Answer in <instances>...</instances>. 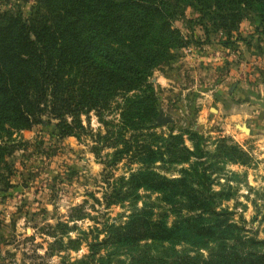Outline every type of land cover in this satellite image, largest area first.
<instances>
[{
    "label": "trees",
    "instance_id": "obj_1",
    "mask_svg": "<svg viewBox=\"0 0 264 264\" xmlns=\"http://www.w3.org/2000/svg\"><path fill=\"white\" fill-rule=\"evenodd\" d=\"M170 1L227 29L244 11L264 18V0H35L27 16L0 9V161L9 152L10 129L28 128L45 112L54 118L56 134L87 133L93 152L110 148L105 166L124 160L126 173H105L107 188L100 200L93 198L104 207L126 203L130 212L121 222H102L103 236L88 243L89 254L94 245L144 240V248L131 255L144 264H264V238L249 235L232 218L234 210L222 201L231 198L233 187L228 178L218 181L223 164H245L247 153L223 136L207 149L194 129L187 131L190 146L181 134L168 130L163 137L156 130L147 75L185 44L168 21L164 6ZM115 97L117 119L110 121L103 112ZM89 110L103 133L82 124L80 114ZM150 194L163 203L156 212ZM142 197L148 200L137 206ZM257 216L264 221V208ZM179 243L196 253L175 250Z\"/></svg>",
    "mask_w": 264,
    "mask_h": 264
},
{
    "label": "rangeland",
    "instance_id": "obj_2",
    "mask_svg": "<svg viewBox=\"0 0 264 264\" xmlns=\"http://www.w3.org/2000/svg\"><path fill=\"white\" fill-rule=\"evenodd\" d=\"M34 3L0 0V9L27 16ZM169 3L164 6L170 12L168 21L185 44L172 48L171 56L147 75L157 115L171 118L166 123L155 120L156 130L163 137L168 130L181 134L187 146L190 129L203 135L207 149H213L220 136L239 145L249 161L223 164L218 181L228 178L233 194L222 205L234 210L232 218L249 235L264 238V221L253 217L264 208L260 196L264 193V108L259 104L264 101V18L244 11L236 27L227 29L219 21L213 26L206 17L199 20L198 12L185 4ZM253 74L263 84L253 85ZM119 99L113 98L111 108L103 112L105 119L116 121ZM80 119L92 132L103 133L93 110L81 113ZM52 122L54 118L41 112L30 127L10 129L9 152L0 161V264H144L131 258L144 248V240L138 245H94L96 251L89 254L88 243L103 236L102 222H121L130 212L126 203L104 207L93 198L100 200L107 188L105 173L125 174L126 167L124 160L111 168L105 166L110 148L97 144L95 153L87 133L60 136ZM148 198L156 205L155 212L163 205L155 194ZM254 198L255 205L251 203ZM145 200L140 198L136 205ZM79 204L78 210L72 209ZM171 218L168 214L166 220ZM182 247L196 253L186 244L173 248ZM197 251L206 254L205 249Z\"/></svg>",
    "mask_w": 264,
    "mask_h": 264
},
{
    "label": "water",
    "instance_id": "obj_3",
    "mask_svg": "<svg viewBox=\"0 0 264 264\" xmlns=\"http://www.w3.org/2000/svg\"><path fill=\"white\" fill-rule=\"evenodd\" d=\"M259 104L264 108V101L263 100L262 101H259ZM170 120H171V118L168 117V116H161L160 114H158L156 116V122L157 123H166V122H168ZM239 128L242 129V130H244V131H247V128L245 126H242L241 125V126H239Z\"/></svg>",
    "mask_w": 264,
    "mask_h": 264
},
{
    "label": "crops",
    "instance_id": "obj_4",
    "mask_svg": "<svg viewBox=\"0 0 264 264\" xmlns=\"http://www.w3.org/2000/svg\"><path fill=\"white\" fill-rule=\"evenodd\" d=\"M251 79H252V84L254 85L255 83H258V84H263V82H259L258 81V76L257 75H252V77H251ZM255 82V83H254ZM258 84L256 85V86H253V87H257L258 86ZM256 90L254 89V92H255ZM258 110H260V109H258ZM261 111V110H260ZM260 111H259V113H260ZM255 112V114H257L258 113V111L255 109L254 111H253V113ZM245 115H248L249 114V112L247 113H244ZM262 116H264V111H262ZM253 119H254V117H253ZM255 123H256V125L258 124V121H257V119H254V125H255ZM249 127V126H248ZM249 129H250V127H249Z\"/></svg>",
    "mask_w": 264,
    "mask_h": 264
}]
</instances>
